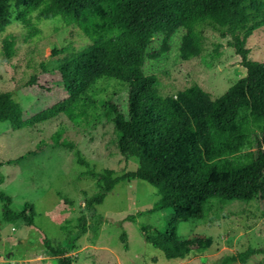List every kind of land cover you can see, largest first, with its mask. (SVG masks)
Here are the masks:
<instances>
[{
    "label": "rangeland",
    "instance_id": "374dc122",
    "mask_svg": "<svg viewBox=\"0 0 264 264\" xmlns=\"http://www.w3.org/2000/svg\"><path fill=\"white\" fill-rule=\"evenodd\" d=\"M237 1L141 3L153 25L143 69L157 77L158 93L173 100L192 87L205 93L188 103L189 118L204 115L213 99L246 74L240 57L227 44L232 35L224 36L223 31L207 24L214 13ZM241 1L250 14V23L258 25L246 42L249 57L264 62V0ZM11 11L10 24L0 31V93L7 94L0 99V190L11 196L15 211L30 202L37 215L34 226L1 227L0 264H57L59 257L47 250L43 237L52 245L61 244L69 234L79 232L81 216L86 217L88 230L65 255L71 256L72 264H222L226 256L249 246L264 248V203L258 200L214 201L208 205L206 220L177 217L179 239L190 247L182 259L166 258L145 239L142 223L153 227L164 223L163 212H148L159 195L146 181H120L101 204L88 209L85 199L97 191V177L87 174L86 167L77 162V152L98 174L110 168L120 176L138 167L137 159H125L119 153L109 117L98 111L88 124L77 126L61 114L31 127H16L91 87L100 68L117 72L130 62L132 52L111 51L107 62L98 68L89 51L91 43L77 26L67 25L60 17L41 19L33 12L29 17L37 30L31 34L17 20L18 8L12 6ZM191 30L199 38V49L188 36ZM10 35L15 38V49L12 58L5 61L2 43ZM217 46L220 48L215 52ZM54 49L60 52L53 55ZM42 61L47 70L42 80L52 90L23 87L22 81L28 79L34 64ZM63 140L70 145L56 144ZM26 153L19 162H6ZM94 215L101 216L98 226ZM130 216L135 221L127 220ZM247 264H264V257L256 256Z\"/></svg>",
    "mask_w": 264,
    "mask_h": 264
},
{
    "label": "trees",
    "instance_id": "16d2710c",
    "mask_svg": "<svg viewBox=\"0 0 264 264\" xmlns=\"http://www.w3.org/2000/svg\"><path fill=\"white\" fill-rule=\"evenodd\" d=\"M142 2L0 0V31L10 24L11 8L15 6L18 8L17 20L31 34L37 30L29 17L33 12L41 19L60 17L67 25L77 26L89 39V51L98 68L107 62L111 51L132 52L130 62L117 72L100 68L97 82L91 87L23 120L16 128L31 127L61 114L67 115L77 126H85L95 113L104 112L113 125L119 153L125 159H137L138 167L120 176L110 168L98 174L77 152V162L86 167L87 174L97 177V191L85 199V206L94 210L120 181H146L159 195L148 212H163L164 223L158 227L142 223L145 239L166 258L182 259L190 247L179 239L177 217L206 220L208 205L214 201L258 200L264 203V62L249 57L246 42L258 25L250 23V14L243 1L214 13L207 24L223 31L224 36L232 35L227 44L240 57L246 74L213 99L204 115L189 118L188 103L194 102L199 95L205 96L202 89H187L176 100L162 97L157 91V77L144 72L145 51L153 25L142 11ZM188 36L199 49L195 30ZM219 48L217 46L215 52ZM14 49V36L5 37L2 43L5 61L12 58ZM59 52L54 49L52 54ZM32 69L22 86L50 92L52 88L42 80L47 72L45 63L34 64ZM6 97L7 94L0 93V99ZM56 144L69 146L70 142L63 140ZM27 154L6 162H19ZM2 183L3 177H0ZM0 202V229L7 224L34 226L37 212L33 203L27 202L23 210L15 211L11 196L2 190ZM128 218L135 221L134 216ZM93 219L98 226L101 216L94 215ZM78 223L79 232L69 234L59 245H52L47 237H43L47 250L59 257L57 264H72L71 256L65 255L75 249L80 234L88 230L85 216L79 217ZM259 255L264 257V248L249 246L235 255L226 256L222 264H247Z\"/></svg>",
    "mask_w": 264,
    "mask_h": 264
}]
</instances>
